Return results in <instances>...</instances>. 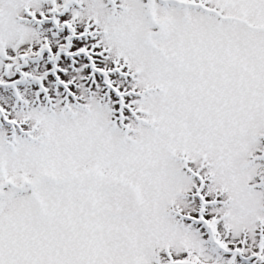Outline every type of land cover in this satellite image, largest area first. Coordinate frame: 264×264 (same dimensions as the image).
Listing matches in <instances>:
<instances>
[{
  "label": "snow or ice",
  "instance_id": "1",
  "mask_svg": "<svg viewBox=\"0 0 264 264\" xmlns=\"http://www.w3.org/2000/svg\"><path fill=\"white\" fill-rule=\"evenodd\" d=\"M0 264H264V0H0Z\"/></svg>",
  "mask_w": 264,
  "mask_h": 264
}]
</instances>
